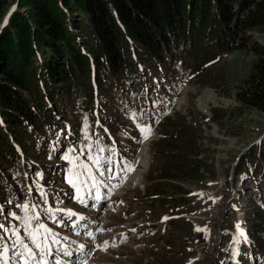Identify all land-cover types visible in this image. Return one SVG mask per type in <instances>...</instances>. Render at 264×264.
<instances>
[{"label": "rangeland", "instance_id": "1", "mask_svg": "<svg viewBox=\"0 0 264 264\" xmlns=\"http://www.w3.org/2000/svg\"><path fill=\"white\" fill-rule=\"evenodd\" d=\"M16 11L17 4L11 2L0 22V34ZM73 31L77 39L95 45L94 39L87 36L88 32ZM248 35L253 43L264 45V32L254 31ZM82 49L85 51V47ZM216 54L219 55L204 54L197 65L177 64L168 69L171 74L167 79L152 81L149 89L155 105L147 108L148 113L153 115L160 111L163 116L159 118L161 125L157 134L152 130L151 140L145 142L144 131L139 129L128 143L125 138L130 131L124 132L123 141L130 144L125 148V163L133 162L139 154L140 166L137 174H131L134 181L125 189L116 190V196L124 197V204L119 207L116 203V215L108 220L122 226L135 215L136 222L132 221L130 229L138 231L130 235L121 253L111 250L108 255L98 257L103 264H229L230 261L233 264L237 253L243 250H249L252 255L248 259L242 256L240 263L264 264V174L260 176L264 173V156H259V145L264 143V112L239 98L240 93L248 91L245 84L259 58L250 48ZM87 55L92 60V56ZM183 57L187 62H195L196 58L194 55ZM133 58L138 61L137 55ZM155 67L152 63L146 69L156 75ZM166 80L169 82L164 84ZM88 86L84 85L86 89ZM126 91L131 95V85ZM129 114V118L134 119L137 112L132 110ZM84 117L82 115L78 123L83 120L85 127H89ZM0 126L8 130L2 116ZM121 128L118 126L123 130ZM87 134L86 130L84 138ZM87 142L85 138V145ZM169 145L178 148L177 155L165 152L171 148ZM251 148H257L258 159H242V174L235 179V165L239 158L252 151ZM174 156L178 158L173 160ZM42 162L46 163L44 159ZM252 162L257 170L261 167L258 175L251 174ZM171 164H178L194 177L172 173L182 179L169 180L163 169ZM51 165L56 166L52 158ZM256 178L261 182L255 184ZM51 183L63 187L60 176ZM20 186L23 184L19 181ZM16 199L20 205L24 196ZM124 211L132 214L127 217ZM141 218L156 219L158 225L143 229L138 226ZM165 218L175 220L173 226L166 229ZM248 220L253 221L252 226L258 230L255 239L248 238L242 227L239 229L243 236L237 230L240 222L246 224ZM237 240L238 243L234 242Z\"/></svg>", "mask_w": 264, "mask_h": 264}, {"label": "trees", "instance_id": "2", "mask_svg": "<svg viewBox=\"0 0 264 264\" xmlns=\"http://www.w3.org/2000/svg\"><path fill=\"white\" fill-rule=\"evenodd\" d=\"M11 2L17 11L0 34V114L6 131L24 148L32 128L42 132L54 117L47 99L53 110L63 112L92 102L87 54L103 102L106 94L119 96L125 80L141 76L134 53L141 64L152 60L169 69L179 61L200 64L204 54L250 48L259 59L245 84L248 91L239 98L264 112V45L248 35L264 32V0H0V22ZM73 29L88 32L95 45L77 39ZM184 55H194L195 62ZM6 131L0 126V165L8 167L17 154ZM168 147L165 152H179L175 145ZM259 150L264 156V143ZM256 151H249L252 159H242H258ZM163 170L169 180L182 179L172 173L189 174L178 164Z\"/></svg>", "mask_w": 264, "mask_h": 264}, {"label": "snow or ice", "instance_id": "3", "mask_svg": "<svg viewBox=\"0 0 264 264\" xmlns=\"http://www.w3.org/2000/svg\"><path fill=\"white\" fill-rule=\"evenodd\" d=\"M143 131V138L144 140H147L152 134V130L151 128H147L143 129ZM85 138L87 139V136H85ZM65 159L73 165V167L68 170V176L66 178L67 183L71 187H73L77 192L83 191V188L87 187V184L83 179L86 174L87 179L92 181L91 187H97L96 177L90 174V169L86 164H78L77 159L73 158L72 156H67ZM89 159L92 158L89 157ZM93 163L96 166H99L100 161L93 160ZM106 163H111V161H107ZM81 169H83V171H81ZM132 171H134L133 164L131 162H127L123 164V167L119 168V172H117L112 167H106L103 171H100L99 174L103 176L105 173H109L110 175L108 178L113 179L122 173L120 178L123 179L124 176H126L128 173H131ZM89 196H91V192H89ZM77 199L83 202L84 198L83 196H79ZM95 199H99V196H96ZM17 207L22 208L25 214H27L29 211L28 204L17 205ZM34 209L35 206H33V210ZM48 211L51 214V210ZM0 215H4V210L2 207H0ZM64 215L72 217L75 215V213L69 211L65 212ZM5 219L8 220V223L0 222V264H62V261L56 259L57 253H62L64 256L72 255L71 251H68L64 248H57L54 251L52 246L60 243L58 234L52 229L48 228L44 223H40L39 221L41 217L39 215L32 217H28L26 215L22 218L15 212H9L5 216ZM22 219L24 222V231L28 240L30 241V244L25 243L24 240L21 239V228L19 223H11L12 220L20 221ZM33 221H36V223L33 224ZM54 223H59V221H54ZM236 227L239 234L243 236L244 233L240 231L239 225ZM197 230L200 231V229ZM203 231L207 232V229H204ZM234 242L238 243L239 241L237 240ZM82 264H87V261H83Z\"/></svg>", "mask_w": 264, "mask_h": 264}, {"label": "bare ground", "instance_id": "4", "mask_svg": "<svg viewBox=\"0 0 264 264\" xmlns=\"http://www.w3.org/2000/svg\"><path fill=\"white\" fill-rule=\"evenodd\" d=\"M132 173H135V171L134 172H132ZM105 248H107L106 246H104Z\"/></svg>", "mask_w": 264, "mask_h": 264}]
</instances>
